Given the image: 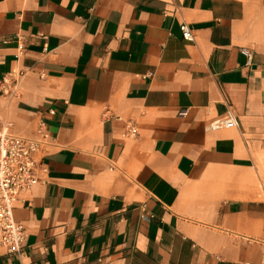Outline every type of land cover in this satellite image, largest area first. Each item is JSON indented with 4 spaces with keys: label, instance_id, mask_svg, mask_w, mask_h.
<instances>
[{
    "label": "crops",
    "instance_id": "crops-1",
    "mask_svg": "<svg viewBox=\"0 0 264 264\" xmlns=\"http://www.w3.org/2000/svg\"><path fill=\"white\" fill-rule=\"evenodd\" d=\"M40 120L0 264H264V0H0V130Z\"/></svg>",
    "mask_w": 264,
    "mask_h": 264
},
{
    "label": "built area",
    "instance_id": "built-area-1",
    "mask_svg": "<svg viewBox=\"0 0 264 264\" xmlns=\"http://www.w3.org/2000/svg\"><path fill=\"white\" fill-rule=\"evenodd\" d=\"M180 31L185 40H194V30L186 22L180 24ZM18 48L23 49L21 42ZM244 52L249 56L248 51ZM236 123L235 116L228 111L224 118L214 119L208 126L230 128ZM46 137L47 128L41 120L34 138L13 134L6 126L0 130V246L9 253L18 251L26 237L23 225L14 218V203L39 181L36 172L43 164L37 155L45 145Z\"/></svg>",
    "mask_w": 264,
    "mask_h": 264
}]
</instances>
